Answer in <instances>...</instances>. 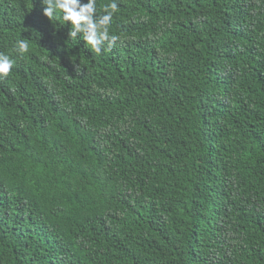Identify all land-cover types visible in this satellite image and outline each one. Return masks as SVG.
<instances>
[{
  "label": "trees",
  "instance_id": "1",
  "mask_svg": "<svg viewBox=\"0 0 264 264\" xmlns=\"http://www.w3.org/2000/svg\"><path fill=\"white\" fill-rule=\"evenodd\" d=\"M116 2L0 0V264H264V0Z\"/></svg>",
  "mask_w": 264,
  "mask_h": 264
},
{
  "label": "clouds",
  "instance_id": "2",
  "mask_svg": "<svg viewBox=\"0 0 264 264\" xmlns=\"http://www.w3.org/2000/svg\"><path fill=\"white\" fill-rule=\"evenodd\" d=\"M42 5L43 15L50 22L59 19L63 25L68 24L69 38L77 40L79 37L90 52L99 55L105 48L114 47L119 39L109 31L114 14L119 10L116 0L103 5L99 14L97 0H87L86 3L81 0H42ZM16 51L21 55L27 53L29 40L20 37ZM13 65L14 61L8 55L0 53V77H7Z\"/></svg>",
  "mask_w": 264,
  "mask_h": 264
}]
</instances>
